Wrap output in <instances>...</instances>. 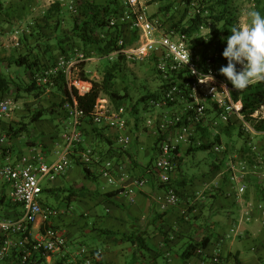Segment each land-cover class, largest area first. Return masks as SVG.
Listing matches in <instances>:
<instances>
[{
	"label": "built area",
	"instance_id": "obj_1",
	"mask_svg": "<svg viewBox=\"0 0 264 264\" xmlns=\"http://www.w3.org/2000/svg\"><path fill=\"white\" fill-rule=\"evenodd\" d=\"M122 2L124 9L121 13L109 17V26L119 23L123 31L122 34L120 31L117 43L119 48L105 58L114 62L119 61L121 55L124 62L132 65L147 60L155 63L159 77L157 96L150 98L144 106L151 111L147 124H154L151 131L155 136L153 144L157 154L152 167L162 182H171L179 170L180 159L190 152V146L198 148L209 144L210 148L225 157L232 146L216 136L220 138L227 126L240 127L249 139L251 134H264L254 126L255 122L264 118V105L250 114L252 119H248L242 100L235 98L238 90L219 72L224 65L220 61L223 55L219 48L210 47L199 52L201 47L194 48L187 33L171 29L170 20L166 17L148 14L143 0ZM77 6L72 2L70 9L77 13ZM107 34L103 33L102 36ZM102 59L86 56L82 51L70 57L61 55L54 66L43 75L36 76L39 85L51 81L52 86L54 78L61 72L71 93V100L68 99L63 106L66 129L58 136L51 151L31 147L27 153L15 154L10 136L3 134L0 137V180L10 188L7 198L12 205L9 211L0 209V264H56L55 256H67L68 238L54 223L64 209L45 203L43 190L46 186H52L76 159L88 167L98 164L100 176L106 178L109 184L117 183V174L123 179L129 177L124 163L103 155L101 149L88 144L85 138L84 127L89 115L80 107L76 93L84 95L90 92L97 81L76 75L75 68L81 61ZM46 91L49 92L50 87ZM16 103L12 97L0 100V121L12 116ZM132 111V106H116L109 97L101 95L90 118L95 126L113 129L117 142L128 148L135 139L130 125ZM209 126L210 130L215 129L210 132L213 140L206 131ZM255 147L258 149L257 144L252 149ZM263 157L258 153L252 162L249 157L231 155L226 172L230 181L242 184L238 189L240 194L247 189L248 167L251 166L256 177L264 179ZM144 184V179H137L134 184L123 187L121 192L133 201L136 187ZM179 201L177 191L169 187L161 209L166 210ZM262 215L264 217V209ZM247 219L250 220L251 216ZM232 231L235 229L232 228ZM102 254L100 248L81 245L73 252L72 259L60 262L95 264ZM220 260L221 248H218L210 258L202 259L200 264H220ZM185 264L195 263L189 260Z\"/></svg>",
	"mask_w": 264,
	"mask_h": 264
},
{
	"label": "crops",
	"instance_id": "obj_2",
	"mask_svg": "<svg viewBox=\"0 0 264 264\" xmlns=\"http://www.w3.org/2000/svg\"><path fill=\"white\" fill-rule=\"evenodd\" d=\"M32 102L38 103V100L29 101V103ZM20 114L30 116L31 109L24 110ZM58 117L67 126L66 114L65 117L63 115ZM8 119L1 120L0 127L3 125L20 127L22 125V123ZM99 129L103 136L93 131L92 125L86 121L84 127L86 142L91 145L94 143L95 135L99 136L103 143L100 144V148L104 149L107 156H113L119 163H124L129 177L123 179L120 174H117V183L109 184L106 178L100 176L97 164L93 167L95 178H87L82 172L85 181L81 185H76L77 171L75 170L76 167L82 166L74 163L57 178L52 184L53 187L60 188V190L62 188L80 190L76 201L82 209L80 213L74 215L64 212L54 220L69 242L67 256H55L54 259L57 262L73 258V252L80 245L78 244L79 229L83 225H88L90 228L89 225L92 224V230L91 228L87 230L92 235L102 236L105 232L102 233L100 228L104 225L105 228L113 231L105 233L107 247L90 245L103 249L102 258L105 264H125V251L120 247L112 249V245H117L120 240L125 239L124 234L137 230L145 232L148 237L150 250L154 257L153 264H185L189 260L200 264L202 259L210 258L218 248H221L220 264H239L238 261L242 264H264V217L262 215L264 179L256 177L251 166L248 167L249 174L245 181L247 189L240 194L238 189L242 184L230 181L229 174L226 172L227 167L222 162L213 165L210 173L211 180L207 181L209 174L199 185L189 183L190 180L182 165L179 172L175 174L176 184L178 183L180 191V201L164 210L161 209V203L166 197L167 187L161 184L149 166H145L146 173L139 172L142 156L144 153H150L155 139L152 131L149 130L145 135L136 133L134 142L125 148L117 142L116 133L111 128L102 126ZM26 131L27 133L30 131L28 125ZM24 134L26 133L10 136L15 154L23 153L25 150L29 151L31 147L51 151L54 142L58 139L57 135L52 134L45 139L23 141ZM151 135L154 136L153 140ZM1 136L2 133H0ZM259 147L260 145L258 149ZM49 157L52 158V154ZM261 165L264 169V157ZM137 179H144L145 184L136 187L132 201L129 196L121 192V189L134 184ZM117 190V194L107 197V192ZM63 204L64 207H71L66 202ZM101 206L105 209L101 210ZM83 212H87L88 217H81L80 214ZM249 215L250 220L247 219ZM90 217L94 218L93 223L88 221ZM232 228L235 229L234 232ZM206 237L210 238V242L205 249L197 250L186 261L181 258L182 252L190 243ZM141 264L148 263L144 261Z\"/></svg>",
	"mask_w": 264,
	"mask_h": 264
},
{
	"label": "rangeland",
	"instance_id": "obj_3",
	"mask_svg": "<svg viewBox=\"0 0 264 264\" xmlns=\"http://www.w3.org/2000/svg\"><path fill=\"white\" fill-rule=\"evenodd\" d=\"M54 1L55 0H3L5 10L0 15V70L14 78L17 84H20L23 87L30 81V75L28 74L25 66L16 65L13 63V60L32 49L33 46L36 47L38 42H41L40 47L36 48L35 52L39 53L40 57L44 61L46 59L54 61L57 57L62 55L60 42H58V38H54V36L60 33L70 34L71 32L74 17L71 10L67 7L70 0H62L63 5L61 14L51 17L50 19L48 18V23H46V10ZM106 1L107 0H97L99 3H104ZM143 2L147 13L150 15L158 12L160 6L170 4L167 0H143ZM263 3L264 0H230L232 20L237 24H247L249 22L247 13L250 10L259 11L258 7ZM172 4L173 7L171 8V11L164 15L168 18H171V16L175 19L180 18L185 9L184 5L179 4L176 0L172 1ZM58 18L61 20V23L57 27L56 23ZM25 33L27 34L28 39L24 40L23 43H20L19 40L23 39L22 35ZM201 34L207 36V44L199 48V52H204L205 49L210 47H213L214 49L221 48L223 51L219 38L214 36L213 24L204 25L201 28V31L198 34L195 33L194 35L200 36ZM49 36L52 37L50 38ZM67 40H71L74 43V49H78L76 52L83 48V43L79 39L75 37H66L65 41ZM105 60L106 59H102L101 61H81L75 68V74L82 77L81 73L85 72L88 78H94L97 82L99 81L101 83L104 77L105 65L107 63ZM121 67L122 68L118 71L117 77L114 80L113 88L119 90L121 93H124L126 88L129 90L130 97L124 104L127 106L136 105L135 107H137V112L132 115L133 118L131 117L130 120L132 133L134 136L136 133H138V135H145L149 132V130L151 131V127L154 126V124H147L151 111L148 110V107L144 106V104L147 105V102L140 101V98L142 95L156 91L159 77L155 69V63L149 60L145 62H138L134 65L123 62ZM16 89V84H14L12 89L13 93ZM243 90H238L235 94L240 95ZM21 93H23V95L17 99V107L8 120H15L16 123L22 124L27 123L30 131L29 133H27L26 130L22 132L26 133L24 134L22 140L45 139L52 134L61 136L66 129V124L61 122L58 115L54 116L50 112H47L39 121L32 122L31 116L20 114V112L23 113L24 110L31 109V111H34L38 107H49L55 102H59L61 98L59 92L56 91V89H52L51 92H46L43 89L41 98L40 96L36 97L34 93L30 94L26 91H21ZM11 96L15 97V93ZM102 96L109 97L106 93H103ZM35 100H38V103L36 102L37 104L35 102L29 103V101ZM18 110L19 113H17ZM13 117L16 119H11ZM12 127L15 128V126ZM10 128L11 127L9 126L3 125L0 127V133H2V135L8 134L9 131V134L13 135V131ZM17 128L19 127H16V129ZM206 131L209 132L210 139L213 140L214 138L210 132L215 131V129L210 130L209 126L206 128ZM258 136L251 134V138L249 139L240 127L234 125L227 126L225 130L222 131V138L216 136L217 139H221V141L223 140L226 144H228V146H232V149L226 152L225 157L218 154L213 148H197V150L185 156L182 161V165L187 178L190 180L189 183L194 185L202 184L204 179H206L205 177L212 172L213 165L215 163L221 164V162L226 165L228 161L232 160L231 155L243 156L244 158L249 157L251 161L254 162L253 157L256 158L258 153L264 154V134H261L259 137ZM94 138V143H92L91 146L101 149L100 147L103 144L102 139L96 135ZM153 139L154 136H152V140ZM256 144L260 145L259 149H256V147L252 149V147L256 146ZM27 152L28 150H25V153ZM156 154L157 149L154 148V144L152 143L150 153H144L142 156V164L139 168L140 173H146L145 166H148V164L153 162L154 165ZM75 171L78 172L75 174L76 185L83 184L85 181L82 173L84 172L83 167H76ZM211 178L210 174L207 181H210ZM47 185L50 184L47 183ZM0 192L6 194L7 197L10 192L8 184L2 180H0ZM58 192L61 199H59V197L55 194L44 193V202L59 207L60 209H64V212L68 215L80 213V210L82 209L79 207L76 200H73L70 208L64 207L63 203H65V201H63L64 199L62 197L66 191L60 190ZM104 209L105 207L101 206V210ZM80 216L86 218L88 217V213L83 212ZM88 219L90 223L94 222L93 217ZM91 225H89L90 228ZM256 225H260V223H256ZM105 227V225L102 226L100 230L108 229ZM90 228L88 225H83L82 228L79 229L78 244L87 246L100 245L102 247H107L106 232L103 233L104 231H101L103 233L102 236H98L97 233V236H95L87 231ZM134 232L137 233L139 230ZM146 242L149 244L148 237H146ZM119 247L125 251V264H141V262L133 263V252L136 251L137 248L131 241L123 239L120 240L119 244L112 245V249H119ZM141 252L142 250L137 251L139 259L142 261L144 260L148 264H153L154 257L151 250H144V257H141ZM56 264H62V262H56Z\"/></svg>",
	"mask_w": 264,
	"mask_h": 264
},
{
	"label": "trees",
	"instance_id": "obj_4",
	"mask_svg": "<svg viewBox=\"0 0 264 264\" xmlns=\"http://www.w3.org/2000/svg\"><path fill=\"white\" fill-rule=\"evenodd\" d=\"M170 2L169 5H162L159 7L158 12L154 13L152 16H163L166 17L167 20H170V27L171 29L176 30L180 33H187L191 37V44L194 48H199L202 46H205L206 43V37L205 35L196 36L195 38L192 37L195 33H199L201 31L202 25H208L209 21L211 20V24H213V33L216 38H219L220 44L222 46V49L224 50L226 47V38L231 34V27L234 25H237L236 22L232 20V13H231V4L230 0H176L179 4H183L185 9L183 12V15L180 18H174L171 16V18H168L166 15L171 11V8L173 7L172 1L174 0H167ZM73 2V4L78 5V12L74 13L73 10L70 9V5ZM62 0H55L49 8L46 10V23H48V18L58 16L61 14L62 11ZM67 7L71 10L74 21L73 26L71 29L70 34H57L55 37L58 38V42H60L62 55H65L67 57H70L76 53L74 49V43L71 40L65 41V38H72L75 37L79 39L83 43V48L79 51H82L86 54V56H96L99 58L106 59L107 62L105 65V72L102 82H94V86L92 90L84 95H80L76 93V96L79 101V105L81 108H83L87 115H89L88 121L90 125H92L93 131H97V134L99 136H103L102 132L100 131L99 127L95 126L93 124V121L90 118V113L93 111L95 103L99 96H101L103 93H106L109 95L110 100L116 105L121 106L125 103V101L130 97L129 90H125L124 93H121L119 90L113 88L114 80L117 77L118 71L122 68V63L124 62V59H122V56L120 55L119 61H111L110 59L105 58L108 54H110L111 51L118 49V39L121 36V25L117 23L115 26L110 27L109 26V17L110 15H118L121 13V11L124 9V4L122 0H107L104 3H99L97 0H70ZM259 11L264 14V3L258 7ZM5 10L4 2L3 0H0V15ZM163 13V14H161ZM84 17V18H83ZM83 18V19H82ZM210 19V20H209ZM168 22V21H166ZM61 20L57 19V27L60 25ZM40 25V24H37ZM103 33H108L106 36H102ZM123 31H121V34ZM23 39L19 40L20 43H23L24 40L28 39L27 34L22 35ZM50 38L52 36H49ZM129 36L126 38L128 39ZM72 42V43H71ZM70 43V44H69ZM41 42H38V45L36 47L33 46L32 49L28 50L26 53L22 54L20 57H17L13 60V63L20 66H25L27 69L28 74L30 75V81L27 83L26 86H21L20 84H17L16 80L12 78L11 76L5 74L2 70H0V100L6 98V97H12L16 101L19 99L23 93L21 91H26L27 93H34L36 97L41 96V93L44 89L46 91V88L50 87V91L52 89H56V91L59 92L60 95V101L55 102L49 107H38L36 110L31 111V121L36 122L39 121L47 112H50L52 115H60L65 117V111L63 110L64 103L71 98V93L67 87L66 80L63 76L60 75L57 78H54V84L51 85L50 82L43 83L42 85H39L36 80L37 75H43L47 69L54 66L56 64V61L58 57L53 61L51 59H46L45 61L40 57V54L35 52V49L40 47ZM221 50V48H219ZM223 53V51L221 50ZM61 56V55H60ZM224 65L227 64V59L223 56V58L220 60ZM125 63V62H124ZM82 77L84 79H87L88 76L85 72L81 73ZM14 84H16V90H15V97L11 96L13 95V87ZM236 93V92H235ZM157 93L156 91L151 92L149 94L142 95L140 98V101L148 102L150 98L156 97ZM235 98H240L243 102V105L245 107V111L248 114V119H252L250 114L253 113L256 109H258L260 106L264 105V81H258L251 83L248 85L243 91L242 94H235ZM71 100V99H70ZM133 108L132 115H134L137 112L136 105H131ZM255 128L258 131L264 132V118L260 119L258 122L254 123ZM11 130L13 131V135H20L22 132H24L27 129V123L22 124L19 128L16 129L10 126ZM8 135L12 136V134ZM156 139L155 144L157 143ZM204 149H209V144H204L202 147ZM104 149L101 150L103 155H108L107 153H104ZM197 150L196 147L190 146V151L188 154L194 152ZM113 158V156H111ZM185 158V155L180 159L179 162V170L182 166V161ZM114 159V158H113ZM75 163L81 165L83 167V171L85 173V176L90 179H94L95 175L93 174V167H88L87 165L81 163L78 159L75 160ZM153 162L148 164L150 169L154 171L155 170L152 167ZM178 170V172H179ZM177 172V173H178ZM157 175V174H156ZM158 178V176H157ZM158 180L161 182L162 185L167 187V191L169 187H173L177 193L180 196L179 187L176 184L175 176L171 180L170 183L162 182L159 178ZM183 182H181L182 184ZM61 190H65L64 196L62 197L67 204L71 205L73 200L78 199V195L80 190L79 189H73V188H62ZM60 188H56L53 186H46L44 187L43 192L45 194H55L61 199V196L59 194ZM118 193L117 191H110L107 192V197H110L112 195H115ZM49 204V203H47ZM51 205V204H49ZM0 209L3 211H9L12 208V205L8 202V198L6 194L0 192ZM53 207H56L54 205H51ZM59 208V207H56ZM104 232H113L109 229H103ZM125 239L127 241H131L133 245L137 248L136 251L133 252V263L138 262H144L141 259H139V256L137 255L138 250H142L141 257H144V250H149L150 246L146 242V233L143 231H139L137 233L132 232L131 234H125ZM210 242V238L206 237L201 240L194 241L190 243L182 252L181 258L185 261L191 258L194 253L200 249H205ZM81 246V245H79ZM78 246V247H79ZM95 247V246H92ZM100 248V247H96ZM102 249V248H100ZM103 250V249H102ZM104 253V251H103ZM138 256V257H137ZM103 254L98 258V260L95 262V264H105L103 261ZM239 264H242L240 261H238ZM9 264H12V262H9Z\"/></svg>",
	"mask_w": 264,
	"mask_h": 264
},
{
	"label": "clouds",
	"instance_id": "obj_5",
	"mask_svg": "<svg viewBox=\"0 0 264 264\" xmlns=\"http://www.w3.org/2000/svg\"><path fill=\"white\" fill-rule=\"evenodd\" d=\"M247 15V24L232 26L231 34L223 38L227 43L222 55L227 64L222 65L219 72L237 90L264 81V14L250 10Z\"/></svg>",
	"mask_w": 264,
	"mask_h": 264
}]
</instances>
